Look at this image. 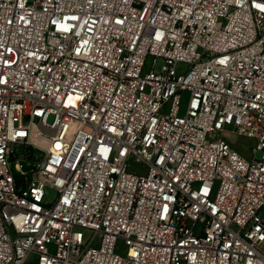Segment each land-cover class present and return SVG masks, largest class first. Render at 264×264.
<instances>
[{"label": "built area", "instance_id": "built-area-1", "mask_svg": "<svg viewBox=\"0 0 264 264\" xmlns=\"http://www.w3.org/2000/svg\"><path fill=\"white\" fill-rule=\"evenodd\" d=\"M0 264H264V0H0Z\"/></svg>", "mask_w": 264, "mask_h": 264}, {"label": "rangeland", "instance_id": "rangeland-1", "mask_svg": "<svg viewBox=\"0 0 264 264\" xmlns=\"http://www.w3.org/2000/svg\"><path fill=\"white\" fill-rule=\"evenodd\" d=\"M161 61L158 62L157 64V67H156V71H159L160 67H161ZM150 66V59H148L147 61V67L146 68H149ZM188 69V64H185V63H180L177 67V74H184ZM185 96V94H184ZM184 102H185V99H183V102H182V109L184 108ZM52 117L49 118V121H51ZM227 141L231 144V146L242 156L244 157L245 159L247 160H250L252 158V152H251V149L253 148L254 146V142L253 140L249 139V138H245V137H241V136H236V135H233L231 133H228V136H227ZM41 155L40 154L39 156V160L38 162L41 161ZM260 157V154H258L256 156V159H259ZM131 170H134V171H140L141 170V166L138 165V164H132L131 166ZM56 192L55 190L53 189H50V188H47L46 189V198L45 200L52 204L55 199H56ZM91 234L89 232H84V237L85 238H89ZM124 250L125 248L124 247H121L120 249V252L119 253H124Z\"/></svg>", "mask_w": 264, "mask_h": 264}, {"label": "water", "instance_id": "water-1", "mask_svg": "<svg viewBox=\"0 0 264 264\" xmlns=\"http://www.w3.org/2000/svg\"><path fill=\"white\" fill-rule=\"evenodd\" d=\"M31 169V166L24 168L25 171H29Z\"/></svg>", "mask_w": 264, "mask_h": 264}]
</instances>
